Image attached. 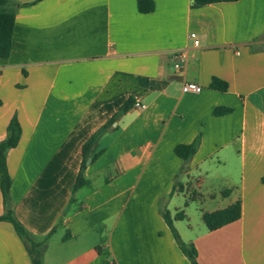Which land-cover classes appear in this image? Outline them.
Masks as SVG:
<instances>
[{"label":"crops","instance_id":"obj_1","mask_svg":"<svg viewBox=\"0 0 264 264\" xmlns=\"http://www.w3.org/2000/svg\"><path fill=\"white\" fill-rule=\"evenodd\" d=\"M8 1L15 22L0 59V142L16 117L9 202L40 243L41 264H191L162 217L174 202L172 218L200 206L186 231L174 223L187 214L173 222L198 264H264V0H153L149 14L136 0ZM181 51L187 61L176 70ZM214 79L227 90L210 89ZM186 84L201 91L184 93ZM128 100L93 146L89 185L73 194L83 144ZM219 108L230 112L215 116ZM196 139L188 161L175 155ZM237 201L240 219L208 231L202 215ZM6 211L0 191V217ZM0 264H32L5 221Z\"/></svg>","mask_w":264,"mask_h":264},{"label":"trees","instance_id":"obj_2","mask_svg":"<svg viewBox=\"0 0 264 264\" xmlns=\"http://www.w3.org/2000/svg\"><path fill=\"white\" fill-rule=\"evenodd\" d=\"M239 0H192V7L199 8L209 4L215 3H231ZM137 10L141 14H149L154 10L153 0H136ZM15 22V7L8 0H0V59H6L9 56L11 48V37ZM210 89L224 92L227 90V84L213 80ZM133 105L132 100H128L122 105L119 111L110 118L99 130L90 136V138L83 144L82 147V162L80 171L77 175L76 181L72 188L74 194L77 190L84 186H88L89 182L84 179L83 171L85 167L93 163L99 154L93 153V146L97 140L106 132L112 129V124L115 123L122 115L128 112ZM228 109H217L214 112L215 116L224 115L229 113ZM21 135V128L16 117H13L7 126V138L0 142V191L3 198V204L7 209L6 214L0 217V221L9 222L12 224L16 234L19 238L29 247V253L31 254L32 264H41V250L40 243H36L34 238L27 233L19 222L14 218L13 212L10 207L9 194L11 186V178L7 169L6 153L9 149L15 148L19 142ZM198 146V139L189 145H178L174 149L175 155L182 161H188L196 152ZM175 186L174 189H176ZM182 189L181 186H179ZM175 191V190H174ZM162 217L169 228L175 242L177 243L181 252L187 257L191 264H198L196 260V251L192 244H185L175 227L174 221L184 219V213L179 212L173 218L168 210L162 212ZM241 217V204L239 201L228 206L225 209L217 210L211 213H204L202 220L206 225L208 231L218 230L230 223L239 220Z\"/></svg>","mask_w":264,"mask_h":264},{"label":"built area","instance_id":"obj_3","mask_svg":"<svg viewBox=\"0 0 264 264\" xmlns=\"http://www.w3.org/2000/svg\"><path fill=\"white\" fill-rule=\"evenodd\" d=\"M190 38L194 41V46H198V41L196 40L195 34H191ZM174 60H175V64L174 67L176 70L180 69L187 61V53L185 51H181L177 54L174 55ZM182 91L184 93H188V92H194V93H199L201 91V88L198 87L197 85L194 84H186L183 86ZM135 108L138 109H144L145 106L141 105V104H134Z\"/></svg>","mask_w":264,"mask_h":264},{"label":"rangeland","instance_id":"obj_4","mask_svg":"<svg viewBox=\"0 0 264 264\" xmlns=\"http://www.w3.org/2000/svg\"><path fill=\"white\" fill-rule=\"evenodd\" d=\"M204 190H205V187H202V191H204ZM179 198L180 199H178V200H180V201L184 200V195H182V196L180 195ZM187 201L189 203H191L190 200H187ZM177 204H178V202H174L173 206H171V210H169V211H175L176 209H178V208H175V207H177ZM196 208L199 209L200 206L198 203H194V202L191 203L190 207H187V208L182 207L181 211H184V213L187 214V219L182 221L181 223L176 222V223H174V225L178 224V227H179V229H181V231H186V229L188 228V225H194L196 223V219H197V215H198Z\"/></svg>","mask_w":264,"mask_h":264}]
</instances>
